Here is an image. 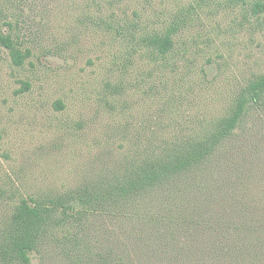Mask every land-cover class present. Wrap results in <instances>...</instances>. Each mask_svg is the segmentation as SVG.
Segmentation results:
<instances>
[{"label":"rangeland","instance_id":"1","mask_svg":"<svg viewBox=\"0 0 264 264\" xmlns=\"http://www.w3.org/2000/svg\"><path fill=\"white\" fill-rule=\"evenodd\" d=\"M256 3L0 0V37L27 55L15 66L0 42V232L23 200L63 198L81 212L28 264H120L124 254L121 264H148L144 240L156 223L179 230L173 249L192 248L197 235L213 236L203 232L215 229L217 213L234 217L252 205L264 213V97L217 158L125 205L126 216L72 201L228 116L264 75ZM168 33L173 49L162 56L150 40ZM0 264L24 263L0 255Z\"/></svg>","mask_w":264,"mask_h":264},{"label":"trees","instance_id":"2","mask_svg":"<svg viewBox=\"0 0 264 264\" xmlns=\"http://www.w3.org/2000/svg\"><path fill=\"white\" fill-rule=\"evenodd\" d=\"M256 1V13L264 16V0ZM0 42L9 50L13 64L18 67L23 66L27 55L14 45L12 39L9 36L0 37ZM150 45L160 55H167L173 49L171 33L152 38ZM263 97L264 75L250 83L228 116L217 121L214 128L202 137L193 138L174 146L156 158L147 159L138 166L131 167L123 179L116 184L101 187L97 192L86 190L79 193L77 198L72 196V201L77 200L80 204L88 206L94 205L93 210L119 213L122 216L125 213V205L133 200L157 193L168 186L181 185L188 177L201 170L202 166L209 163L214 155L217 158L222 151H225L224 146L235 136V130L242 126L250 105H259ZM69 202L63 198L23 200L15 207L0 232V255L28 264L31 254L43 243L46 244L50 238L54 240L55 231L66 224L71 215L81 214L76 204L69 205ZM261 212V207L252 205L240 210L234 217L226 215V212L215 214V229L210 224L212 229L207 227L203 232L207 234L208 231L210 233L208 235L213 236L207 239L204 234L197 235L203 238L199 241L197 239L198 245L192 248L173 249L171 245L174 246L179 230H171L164 224L156 223L155 226L159 227L153 231L156 235L148 231L144 240L152 248V251L147 249L152 252L150 257L152 259L148 264H186L187 260L194 264H205V258L215 261V264H248V260L253 261L250 264H264V213ZM193 215L195 216V213ZM196 221L200 226L201 222L197 219ZM190 222L195 223L194 218H191ZM164 232L166 235L163 234ZM159 233L161 235H158ZM162 235H165L166 239L161 240ZM137 240L139 243L142 241L141 239L134 241ZM59 242L61 241L56 243ZM160 242H164V245L161 246ZM138 249L133 251L140 256V248ZM126 257L127 254H124L123 258L120 257L116 261L120 264L124 263ZM128 257L131 262L130 256Z\"/></svg>","mask_w":264,"mask_h":264}]
</instances>
